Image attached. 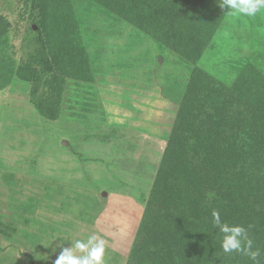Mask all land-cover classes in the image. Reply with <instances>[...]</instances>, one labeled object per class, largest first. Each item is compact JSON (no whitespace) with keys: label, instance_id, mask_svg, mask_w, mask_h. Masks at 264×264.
Wrapping results in <instances>:
<instances>
[{"label":"rangeland","instance_id":"374dc122","mask_svg":"<svg viewBox=\"0 0 264 264\" xmlns=\"http://www.w3.org/2000/svg\"><path fill=\"white\" fill-rule=\"evenodd\" d=\"M49 3L0 0V264H55L62 240L68 247L91 234L108 240L107 264H170L163 222L178 200L221 191L252 215L264 211V107L240 89L264 78V11L232 16L222 8L209 34L190 23L201 22V1L156 0L158 17L149 18L172 25L174 47L103 2L60 0L56 20ZM24 68L38 79H20ZM235 112L244 114L231 128L234 144L223 135L218 142L229 167L219 190L194 128L210 130L220 113ZM172 137L190 188L173 173L154 204Z\"/></svg>","mask_w":264,"mask_h":264},{"label":"trees","instance_id":"16d2710c","mask_svg":"<svg viewBox=\"0 0 264 264\" xmlns=\"http://www.w3.org/2000/svg\"><path fill=\"white\" fill-rule=\"evenodd\" d=\"M97 1L108 4L109 7L114 9V11L118 12L120 15H124L125 12L134 14V21H136L143 30L145 29V31L156 40L162 43L171 44L174 47L180 44L178 39L174 38L172 25L168 26L167 21L165 20V22L157 23L149 18V16L153 18H155V16L158 17L156 14L157 8H153L152 5V2L156 0L145 1L149 3L148 7L147 5H144L143 0H134L132 3L127 2V0H111V2L110 0ZM175 1L179 3L183 0ZM197 1L202 2L198 5L199 8L196 16L197 18L199 17L202 23L194 22L195 19L190 23L195 27L203 24L205 25L204 28L206 33L212 34L217 29L223 13L222 8L220 7V0ZM61 6L62 3H60V0H52V2L50 0L48 13L51 16V19L54 18V20H56L58 18L60 15L59 13L61 12ZM191 14L192 11L182 13L188 21L190 20ZM187 19L181 20L184 22V25L189 24ZM67 42L70 46L75 44L73 41V43L69 41ZM51 44L52 47L50 53L55 55L58 62L62 65L61 68L63 66L65 67L63 61L66 56H63V52L60 50L57 51V44ZM183 46L179 47L182 54H184L182 50ZM55 49L57 52H55ZM48 67H51V65L48 64ZM56 67L59 69L60 66ZM18 77L22 80L33 82L38 79V74L33 70H26L24 68L19 69ZM256 81L257 85H252V88L250 86L243 87L240 85V89L243 90V88H246L247 91L245 94H254L256 99L255 103L264 107V78L258 75ZM214 102H217L213 104L214 107H218L215 108L216 111H218L219 108H223L220 105L218 106V100H214ZM37 105L41 114L47 116L48 107L40 101L37 102ZM220 114L222 115V120H220L217 125H213L210 130L205 131L202 126L194 128L196 134L193 136L195 139V146H197L199 150L198 156L200 159L203 160L206 154H209L213 159L208 168L204 167L208 169L211 175L213 174V183H217L219 190L220 188H226V184L229 183L226 177V172L229 171V167L227 165L228 162H226L228 157L225 155V150L220 148L218 142L223 135L227 139L226 142L229 143L227 145L232 146L234 144L233 136L230 135V131L232 130V127L237 125L239 115L244 114V112ZM172 144L173 137L170 139V145L164 155L158 174V182L154 190L156 192V195L154 196V204H156L158 200L156 197L162 195L161 186L163 185L164 179L168 176V180H170V176L173 173H175V178L180 180L181 184H184L182 187L190 188L187 186L188 184L183 181V178H187L188 176L186 174L183 176V173H180L176 161L173 160L174 150ZM192 170L194 171V169ZM177 172L181 175L180 178H178ZM185 172L187 173L186 170ZM173 182L178 185L176 181ZM216 194L217 196L219 195L220 198L215 196V198L206 199L207 196L204 198L199 193L198 195L191 194V197L181 199L182 202H179L178 200V203H175V213H172L167 221H162L164 224L163 228L165 237H168L166 248L168 249L171 258H174V261H171L170 264H172V262H175L176 264H253V261L243 253L233 252L229 254L223 251L221 246L222 234H220L219 229L214 225L212 216L213 211L220 214L222 222L231 225H241L247 229L249 237L253 240V250L258 248L261 251L259 264H264V211L260 214L252 215L249 211H246L244 208L231 202L226 193L222 194V192L219 191ZM146 217L149 218L148 215H146ZM141 232L145 233V229L142 228Z\"/></svg>","mask_w":264,"mask_h":264},{"label":"clouds","instance_id":"9594fccd","mask_svg":"<svg viewBox=\"0 0 264 264\" xmlns=\"http://www.w3.org/2000/svg\"><path fill=\"white\" fill-rule=\"evenodd\" d=\"M220 7L228 9L232 16L254 17L258 11H264V0H221ZM212 216L214 225L222 234L223 251L229 254L243 253L253 261V264H259L261 251L258 248L253 250V240L249 237L247 229L241 225L222 222L220 214L216 211H213ZM67 241L70 242L68 247H63V240L57 245L61 251L55 264H107L108 240L103 236L91 234L82 239Z\"/></svg>","mask_w":264,"mask_h":264}]
</instances>
